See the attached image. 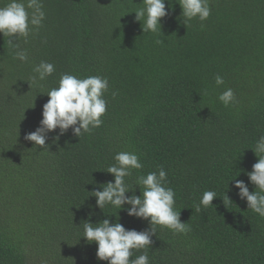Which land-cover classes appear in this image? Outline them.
Masks as SVG:
<instances>
[{"label":"trees","instance_id":"obj_1","mask_svg":"<svg viewBox=\"0 0 264 264\" xmlns=\"http://www.w3.org/2000/svg\"><path fill=\"white\" fill-rule=\"evenodd\" d=\"M142 2L42 0V26L27 41L11 37L27 62L0 34V264H108L81 237L85 221L119 217L128 230H149L127 214L129 205L102 211L91 196L114 182L106 170L121 151L143 164L125 178L130 189L137 176L165 169L190 229L156 225L151 246L132 258L147 251L149 264H264V218L247 209L233 180L255 191L246 172L264 135V0H209V18L187 25L179 0H165L161 32L145 33L134 12ZM41 61L55 71L32 81ZM62 73L108 79L103 124L80 138L57 128L37 146L25 135L40 126L46 92ZM226 88L236 97L229 107L218 100ZM208 190L218 197L203 207Z\"/></svg>","mask_w":264,"mask_h":264},{"label":"clouds","instance_id":"obj_2","mask_svg":"<svg viewBox=\"0 0 264 264\" xmlns=\"http://www.w3.org/2000/svg\"><path fill=\"white\" fill-rule=\"evenodd\" d=\"M142 3L143 7L134 12L137 21L142 22L143 32H161L160 21L168 15L165 0H143ZM178 3L185 25L196 18L203 22L211 14L209 0H179ZM44 19L42 0H9L5 6L0 7V34L9 37L8 43L17 49L15 57L20 61H28V52L21 49L18 43H13L11 37L22 36L27 41L32 29L41 27ZM54 71L55 66L52 63L41 61L34 66L31 79L43 81ZM215 83L221 86L225 82L223 77L217 75ZM108 91L109 81L106 77L95 75L79 78L62 73L58 86L46 92L49 99L43 105L40 126L26 134L25 139L37 146H44L46 134L57 128L61 135L71 128L73 135L79 138L82 133H90L103 124L101 117L105 115L108 103L104 97ZM111 95L115 97L116 92L113 91ZM218 100L225 107L234 105L235 93L231 88H226L218 95ZM250 149L258 157V161L246 175L249 182L255 185V191L250 192L247 184L238 179H233L234 187L238 189L239 198L246 201L247 209L264 218V135H261ZM114 161L115 163L106 170L114 176V182L102 185L103 190L91 192V196L96 197V206L103 211L106 205L119 209L129 205L127 214L147 220L150 228L145 231L128 230L119 223V217L115 223H111L109 219L96 224L85 221L81 237L88 243L95 242L97 259L107 261L108 264H149L147 251L132 257L133 250H143L151 246V237L156 234L154 226L166 227L174 233L182 234H186L190 229L187 223L181 222V211L174 208L175 192L171 187H166L167 172L163 167L136 177L135 188L139 187L141 193L136 195L135 188L130 189L125 178L132 175V170L143 168L139 156L135 152L121 151L115 154ZM129 192H132V195H126ZM216 197L218 196L215 191H205L202 193L200 205L207 207ZM227 199L231 201L228 196Z\"/></svg>","mask_w":264,"mask_h":264}]
</instances>
